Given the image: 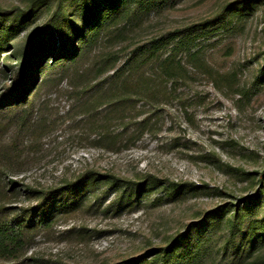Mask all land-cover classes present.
I'll use <instances>...</instances> for the list:
<instances>
[{
    "label": "trees",
    "instance_id": "1",
    "mask_svg": "<svg viewBox=\"0 0 264 264\" xmlns=\"http://www.w3.org/2000/svg\"><path fill=\"white\" fill-rule=\"evenodd\" d=\"M182 1L27 0L10 11L0 8V56L11 50L0 69L9 81L0 93V175L24 163V144L64 125L76 124L83 140L111 154L155 137L165 110L184 104L182 92L191 81L214 74L206 48L215 43L209 41L236 31L251 15V5L264 3L240 0L188 27L149 33L159 16ZM38 16L43 23L17 40ZM50 96L69 104L62 116ZM212 158L209 163L221 165ZM93 165L54 189L21 183L14 190L17 183L8 181L0 190V264H53L27 254L36 235L60 217L84 210L116 214L142 204L148 209L183 202L201 190L210 197L225 194L150 174L124 177L112 167ZM251 184L256 193L241 204L201 212L158 245L148 243L112 264H264V170ZM18 200L34 203L8 206ZM69 234L81 242L88 236L83 227Z\"/></svg>",
    "mask_w": 264,
    "mask_h": 264
},
{
    "label": "rangeland",
    "instance_id": "2",
    "mask_svg": "<svg viewBox=\"0 0 264 264\" xmlns=\"http://www.w3.org/2000/svg\"><path fill=\"white\" fill-rule=\"evenodd\" d=\"M25 1L0 0V8L10 11L24 6ZM238 1L183 0L159 16L149 33L188 27ZM251 6L246 23L209 41L215 43L206 48L214 74L199 75L191 81L182 92L184 104L165 110V123L155 137L144 136L130 148L111 154L83 140L82 129L76 124L70 129L64 125L39 141L24 144V163L8 176L0 175V190L8 181L17 183L14 190L21 183L47 190L70 182L80 170L94 164L100 170L112 167L124 177L150 174L225 194L210 197L201 190L197 196L187 195L183 202L148 209L142 204L116 214L84 210L60 217L47 231L36 235L27 255L53 264H112L135 255L148 243L158 245L165 235L195 222L201 212L241 204L256 193V184L251 181L264 170V75L260 78L264 67V3ZM43 20L38 16L35 24L20 31L16 39H24ZM6 51L0 56V69L11 52ZM8 84L0 76V93ZM50 99L62 116L68 109L67 101L54 96ZM9 136L4 135L6 139ZM209 158L223 166L209 163ZM6 190L10 192V187ZM10 203L9 207L20 208L34 202ZM80 227L88 232L83 242L69 234Z\"/></svg>",
    "mask_w": 264,
    "mask_h": 264
}]
</instances>
